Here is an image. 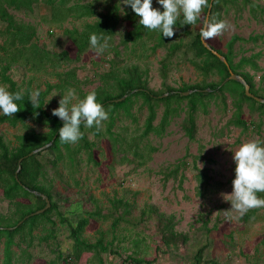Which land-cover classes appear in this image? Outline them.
<instances>
[{
	"label": "rangeland",
	"instance_id": "1",
	"mask_svg": "<svg viewBox=\"0 0 264 264\" xmlns=\"http://www.w3.org/2000/svg\"><path fill=\"white\" fill-rule=\"evenodd\" d=\"M89 1L94 2L100 13H105L109 4H118L123 9V13L121 12L123 22L118 28L119 36L114 42V47H118V50L105 49L99 55L94 51H88L76 65L56 71L48 69L43 72H30L24 67H15L10 74L23 88L26 83H30L33 93L36 90L43 92L47 84L58 83L56 72H67L75 68L79 83L72 88L76 90L78 98L82 99V93L92 92L100 85L99 75L110 71L112 63L119 71L132 65L140 66L146 73L149 88L156 93L166 92L168 87L178 89L185 85L203 83L204 77L194 65L195 60L188 45L200 33L202 21L206 20L207 8L202 9L197 20L199 22L188 28L189 34L180 35L177 30L176 34L166 41L168 47L175 44L178 48L163 75V63L169 52L167 48L153 52L151 48L153 44L150 42L143 46L119 45L121 34L132 24L131 21L125 20L128 15H135L130 6L123 5L121 0ZM230 1L222 0L213 5L212 12L213 9L215 12L211 14L210 20L224 21L228 27L222 35L213 37L207 43L226 54L227 44L233 37L244 39L245 42H237L234 46V63L247 61L238 72L253 77L254 90L258 97H262L264 39L257 42L246 41L251 38H264V0H250L254 7L245 6L244 0ZM152 7L163 10L155 0ZM11 12L19 21L31 24L37 29V42L41 47L56 53L69 49L72 56L75 55L76 48L66 39L64 30L81 29L86 22L92 21L69 19L62 28H59L46 21L49 15L44 7L36 9L35 13L29 15ZM1 42L2 40L0 44ZM115 52H118V56ZM252 60L255 61L257 70L248 63ZM211 81L219 82V78L213 77L208 80ZM0 85L5 84L0 81ZM65 92L59 90L51 92L45 104L48 112L59 106L58 102ZM134 102L133 117L119 121L113 129L112 137L107 134L104 125L99 127L102 132L100 137L91 132L87 133L88 141L96 144L94 155L99 162L98 165L89 163L87 155L83 153L75 167L65 160L58 174L55 170L49 171L50 178L53 179V185L49 189L53 196L51 203H56L59 210L51 215V223H45L35 230L33 247L29 250L33 259L29 261L26 255L19 257L20 251L18 247H14L17 254L13 264L46 262L64 264L60 262L61 253H64L65 257L74 250L73 242L69 238L71 225L87 217V213L98 209L104 215L111 213L110 201L115 198L127 200L133 205L132 216H128L120 223L115 231V237L111 232L114 219L112 214L109 220H91V225L83 237L94 244L100 238V233H105L106 242L110 243V248L116 254L102 253L100 263L96 254L84 253L81 260L73 264H129L126 260L134 251H138V254L145 256L146 259H153L160 238L153 222L139 221L141 211L149 205L155 206L160 213L174 216L177 231L190 237V242L179 251L164 249L166 252L161 256L159 264H189L192 256L206 245L207 237L202 231L200 221L202 215L210 221L209 227L218 225L221 234L224 235L208 250L209 260H216L220 264H264V249L260 246L264 233V207L250 209H257L258 214L248 224H243L240 221L242 215L231 210L230 202L227 201V197L224 198V195L232 191L235 169L232 152L244 142L260 139L264 142V114L252 112V104L246 102L243 104V111L248 121V129L230 126L234 106L232 98L228 96L225 102H212L207 113L200 111L194 141H191L182 129L184 119L182 114L171 121L163 137L151 136L141 143L148 110L143 106L141 99ZM163 112L164 108H160L155 125L160 123ZM27 125L37 133L47 131L40 124L29 122ZM26 131L27 128L24 126L13 128L8 124L0 125V133L11 147L17 145L16 137ZM138 144L140 149L137 147ZM52 158V152H48L39 159L45 161ZM177 166L178 178L168 176V173L175 171ZM197 169L206 173L209 178L210 188L206 190L204 196L198 194ZM10 207L9 201L0 193V214L11 217ZM113 214H116L115 211ZM44 238L49 239L45 242ZM0 257L3 258L2 248Z\"/></svg>",
	"mask_w": 264,
	"mask_h": 264
},
{
	"label": "trees",
	"instance_id": "2",
	"mask_svg": "<svg viewBox=\"0 0 264 264\" xmlns=\"http://www.w3.org/2000/svg\"><path fill=\"white\" fill-rule=\"evenodd\" d=\"M221 1L213 0V5H217ZM233 1L235 0L230 2ZM211 2L212 0H209V7ZM244 3L245 6L254 7L250 0H244ZM42 7L47 10L49 15L46 21L50 25L59 28H62L63 24L69 19L92 20L86 22L81 29L64 30L66 39L76 48L74 56L71 55L69 49L56 53L41 47L37 42V29L31 24L19 21L11 12L16 11L29 15ZM209 7L206 9L205 17ZM120 9L118 4H109L106 6L105 13H100L94 2L89 0H0V40H2L0 44V81L7 86L9 92H21L23 96L22 100L16 102L19 111L13 116H0V125L8 124L13 128L19 126L27 128L24 134L16 137L17 145L15 147H11L6 143L0 133V193L6 201H9L12 210L11 217L0 214V249H3V258L0 257V261H2V264H13L14 257L17 254L14 247H18L19 257L26 255L29 261L33 259L29 250L33 247L35 230L45 223H51V215L59 210L56 203H51L49 210L42 214H36L46 206V202L41 195L47 196L50 201L53 199L49 190L53 185V179L50 178L49 171L55 170L58 174L65 160H68L75 167L83 153L87 155L89 163L98 165L99 162L94 155L96 144L88 141L87 133H94L96 137L102 135V132L95 125L92 128H87L82 124L80 126L83 134L82 138L75 144H62L58 138V129L63 126V122L45 108L46 99L53 90L66 91L79 83L75 68L67 72H56L58 83L56 85L47 84L46 90L39 92L35 104L29 101L33 93L30 83H26L25 88H23L12 78L10 72L15 67H24L30 72H43L48 71V69L56 71L76 65L88 51H93L89 48V36L92 33L107 39V50L117 51L118 47H114V42L119 36L118 28L123 22ZM214 12L213 9L211 14ZM138 20L139 18L136 15H128L125 21H131L132 24L128 30L121 34L119 45L124 47L129 45L143 46L150 42L153 44L151 47L153 52L160 48H167L169 52L163 63L164 75L178 45L173 44L168 47L166 44L168 38L162 37L155 30H146L138 24ZM190 26L183 25L178 20L174 26V33L176 34L178 30L180 35L182 33L189 34L188 28ZM260 39L264 38H251L246 42H251V40L257 42ZM237 42H245V40L237 36L233 37L227 44L228 52L224 54L214 46H210L211 49L205 47L200 35H196L189 43L188 49L193 54L196 69L204 77L203 83L185 85L183 88L178 89L168 87L166 92L163 93H156L149 88L146 73L141 70L140 66L132 65L119 71V68L112 63L110 71L99 75L98 82L100 85L94 90L97 102L103 105L108 112V119L103 121L101 125L106 126L107 134L112 137L116 124L123 118L133 117L134 101L141 99L143 106L147 107L148 110L140 139L141 143L151 136L163 137L171 121L175 117L182 116V114H184L182 129L185 135L191 141H194L197 134V117L200 111L207 113L212 102H225L229 96L232 98L234 106V113L229 125L235 128L248 129L243 104L246 102L252 104V112L260 114H264V104L247 97L241 83L236 81L226 82L230 77V71L242 76L250 86L251 93L258 97L254 90L253 77L238 72L247 61L242 60L238 64L234 63L233 49ZM214 52L224 57L228 65ZM115 53L118 56V52ZM248 63H251L255 70L258 69L254 60L248 61ZM213 77L219 78V82H208ZM188 92H191V94L185 96L184 94ZM88 93H82V98ZM123 97H126L125 100L119 101ZM259 98L264 99V96ZM184 102L186 103L184 104ZM160 108H164V112L160 123L155 125ZM134 119L137 121L136 118ZM29 122L44 126L47 131L37 133L28 127ZM260 135L259 133L258 136ZM259 141L262 142V139ZM51 143L52 145L48 149L30 156L33 151ZM139 144L137 147L140 149ZM153 151L155 150L153 149ZM48 152H52L53 158L41 161L39 158ZM19 166H21V171L16 176ZM175 169V171H170L168 176L178 178L179 166ZM196 180L199 183L198 194L204 196L206 190L210 188L209 178L206 173L197 169ZM257 195L264 198V192L257 193ZM110 205L111 213L104 215L98 209L87 213V217H83L71 225L69 238L73 242L74 250L65 257L64 253H61L60 262L73 264L80 261L84 253H94L98 256L99 262L102 263L100 257L102 253L116 254L110 248V243L106 242L105 233L101 232L100 238L94 244L83 237L85 231L91 225V220H109L111 214L114 218L111 232L112 236L115 237V231L120 223L133 214V205L127 200L115 198L110 201ZM114 211L116 214H113ZM257 214V209L250 210L242 215L240 221L243 224H248L255 219ZM139 221L154 223L157 235L160 238V244L155 249L156 256L153 259H146L145 256L138 254V251H134L126 260L129 264H159L161 256L166 252L164 249L179 251L181 247L190 242L188 234L177 231L175 217L160 213L153 205L146 206L141 211ZM200 221L202 222V231L207 237V243L192 256L189 264H220L216 260H209L207 252L213 247L216 240L222 239L224 235L221 234L218 225L209 227L210 221L206 220L205 216L202 215ZM48 239L44 238L43 240L47 242ZM23 246H26V248H23ZM260 246L264 249V233ZM230 251L233 252L232 248ZM45 264L50 263L46 262Z\"/></svg>",
	"mask_w": 264,
	"mask_h": 264
},
{
	"label": "clouds",
	"instance_id": "3",
	"mask_svg": "<svg viewBox=\"0 0 264 264\" xmlns=\"http://www.w3.org/2000/svg\"><path fill=\"white\" fill-rule=\"evenodd\" d=\"M162 7L153 8V0H121L125 6L139 18L138 24L148 31L155 30L164 38L174 36V26L177 21L183 25H195L202 9L209 7L208 0H155ZM123 13V9H120ZM182 17V19H181ZM228 27L224 21L205 20L200 30V39L207 42L213 37L222 35ZM108 47L107 39L92 33L89 36V48L99 55ZM39 90L30 96V102L35 104ZM58 102V107L52 110V115L63 122L58 129L59 141L62 144H75L82 138L80 126L87 128L94 125L99 128L108 119V112L97 102L96 93L89 92L82 99L78 98L74 88L66 90ZM21 92H9L6 85H0V116H13L19 111L17 101L22 100ZM232 152V151H231ZM235 163L232 191L224 195L231 204V210L240 215L252 208L264 207V198L257 193L264 192V142L248 141L239 145L232 152Z\"/></svg>",
	"mask_w": 264,
	"mask_h": 264
},
{
	"label": "water",
	"instance_id": "4",
	"mask_svg": "<svg viewBox=\"0 0 264 264\" xmlns=\"http://www.w3.org/2000/svg\"><path fill=\"white\" fill-rule=\"evenodd\" d=\"M212 6H213V0H212V2H211V4H210V7H209V9H208L207 16H206V20H210V15H211V11H212ZM203 44H204V46L207 47L208 49H211L210 45H208L206 42H203ZM214 53H215V55H217V56H218V57H219V58H220L225 64H227V60H226L224 57H222V56H221L220 54H218L217 52H214ZM227 65H228V64H227ZM228 81H236V82L241 83V84L244 86V89H245V95H246L247 97L254 99V100L257 101L258 103L264 104V99L259 98V97L255 96V95H253V94L251 93V88H250V86L248 85L247 81H246L242 76L236 75V74H234L233 72L230 71V77L227 79L226 82H228ZM189 94H191V92L185 93L184 95H185V96H188ZM125 98H126V97H123V98H122L121 100H119V101H123V100H125ZM51 145H52V143L49 144V145H46V146H44V147H42V148H39V149H37V150H35V151H33V152L30 154V156H34V155H36V154H38V153H40V152H42V151L48 149ZM20 162H21V161H20ZM20 171H21V166H19V168H18V170H17V172H16V176H18V174H19ZM41 197L45 200V202H46V206H45L42 210L36 212L37 215H38V214H42V213L46 212L47 210H49V209L51 208V201H50V199H49L47 196H45V195H41Z\"/></svg>",
	"mask_w": 264,
	"mask_h": 264
}]
</instances>
